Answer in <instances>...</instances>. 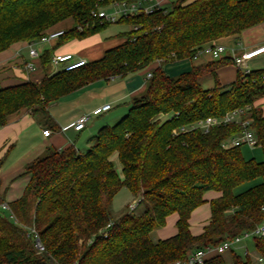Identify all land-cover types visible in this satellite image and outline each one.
Listing matches in <instances>:
<instances>
[{"label": "trees", "instance_id": "16d2710c", "mask_svg": "<svg viewBox=\"0 0 264 264\" xmlns=\"http://www.w3.org/2000/svg\"><path fill=\"white\" fill-rule=\"evenodd\" d=\"M100 1L0 0V53L15 43L38 41L61 23L70 24L42 51L33 73L40 75L38 81L0 88V128L11 116L26 112L55 132L48 112L51 104L89 84L123 80L158 64L149 69L144 91L130 100L127 114L112 127L99 128L83 152L49 148L26 166L30 180L23 197L8 205L9 213L2 211L7 218L0 216V264H173L264 224V159L246 160L242 146L222 148L224 141L242 133L241 124L220 125L207 134L179 132L207 118L241 111L240 120L251 122L256 147L264 155V114L259 105L264 99V69L246 75L238 71L227 87L220 86L215 70L233 65L230 57L177 76L162 69L264 23V0H176L148 15L122 18L115 24L131 28L123 43L84 67L51 74V58L58 49L110 25L93 17L97 9L134 0ZM205 76L215 79L213 89L200 86ZM255 180L259 184L235 194V189ZM122 188L143 212H128L113 221L112 200ZM209 191L220 197L209 202L210 220L203 232L192 236L191 213ZM174 214L176 234L153 243L151 232L164 227ZM36 239L43 251L37 249ZM254 247L264 258V240L254 239ZM231 262L252 264L247 255L241 259L231 254ZM205 264L224 261L215 256Z\"/></svg>", "mask_w": 264, "mask_h": 264}, {"label": "crops", "instance_id": "0c3cea01", "mask_svg": "<svg viewBox=\"0 0 264 264\" xmlns=\"http://www.w3.org/2000/svg\"><path fill=\"white\" fill-rule=\"evenodd\" d=\"M150 2H158L162 5L163 8H166L172 2H174V0H172L170 3H166L164 0H150ZM69 26L70 24L68 25V23L64 25L61 23L57 25L54 30H64V28L66 29ZM214 45H222L226 48L227 51L222 56V58H232L233 55L238 56L248 51L259 50L258 52H260L261 54L247 64L248 66L250 63H253L252 67L258 68V61H262V63L264 64V23L243 31L239 36L220 39L216 41ZM36 48L39 53H42V51L46 47L44 48V46L38 45L36 46ZM104 52L101 53L100 58L103 56ZM56 54H70L72 55L73 59H78L80 57L82 59H85L79 54H74L73 51L70 50L69 43L58 49ZM99 59L93 61H97ZM27 60L28 43L25 42L15 43L11 45L7 50L0 53V88L17 85L26 81H38L40 79L39 74H33L34 72L29 74L24 71L23 66L27 62ZM210 62L211 60L208 57L200 56L197 59H188L167 64L162 69L169 76H177L181 73L190 71L194 67L203 66ZM156 67H158L157 63L151 65L150 68L139 71L136 74L126 77L123 80L119 79L121 81V83H119L120 85L117 88V93H119V95L114 98L112 102L119 103L128 101L130 103V100L133 97L138 96L144 91L148 69H155ZM237 72L238 71L235 69V67L230 63L222 65L218 69H216L215 76L220 86L227 87L236 80ZM199 84L204 90H211L215 86V79L212 76H205L199 81ZM86 87H88V85L84 88ZM83 89L62 98L49 106L48 112L55 125L57 126V130L55 132H51L48 137H44L42 134V132L46 128L41 127L37 120L31 117L26 112H21L17 115L11 116L7 124L4 127L0 128V208L1 205H6L8 207V205L20 200L23 197L30 180L29 176L25 174L26 166L29 163L41 157L49 148L56 151H62L69 147H74L75 144L74 141L71 140V137H82L81 134L87 128H89V122L80 132H74L72 129L62 131L63 128L74 123L79 116L87 114L93 109L109 103L106 100L103 102L101 101V103L99 102L96 106H93V108H91L92 110L87 109L85 110V112L82 111L81 114H71V116L65 118V116L71 113L72 109H67L69 107L66 105L67 108H65V106L62 104H70V100H72V98H75L74 96L80 94ZM259 105H261L264 114V99L259 102ZM55 108H57L56 111H54ZM89 139L90 138L86 140L87 147L90 146ZM246 148H248L249 150H255V148L259 147ZM263 159L264 155L262 152V160H260L259 162L263 161ZM259 182L256 183L259 184ZM256 185L257 184H247L245 186L243 185V187L241 186L235 189L234 192L235 194H240ZM219 197L220 193L217 192L209 191L204 193V203L191 213L189 219V231L192 236H199L203 232V228L209 223L210 220L209 202ZM1 209V212L7 211V213H9L7 209ZM176 221L177 216L175 214L169 216L165 221L164 227L151 232L150 239L152 234L155 237L153 239L156 242L173 237L177 232L175 227ZM254 250L257 252L255 247ZM244 251L245 255L248 256L251 263L253 264V260L247 252V247H244ZM257 254L258 255H255L257 258L256 260L261 261V259H259L260 255L258 252ZM222 255H217L212 251L208 253L207 257L208 259H210L215 256H221L224 264H226V262H228V264H232L231 255H227V253L225 254L226 257Z\"/></svg>", "mask_w": 264, "mask_h": 264}, {"label": "built area", "instance_id": "2783aa9c", "mask_svg": "<svg viewBox=\"0 0 264 264\" xmlns=\"http://www.w3.org/2000/svg\"><path fill=\"white\" fill-rule=\"evenodd\" d=\"M166 3H170L172 0H164ZM98 2H101L98 0ZM164 9L162 5L158 2L151 3L150 0H134L133 2H113L107 7H103L101 9H97L96 12L93 13V17L100 21L101 23H109L114 24L122 18H126L129 16H135L138 14H145L148 15L153 13L154 11ZM81 31V28H77ZM65 33V30H57L53 32H49L46 35L42 36L38 41H35L31 44H28V60L24 64L23 69L26 73H33L36 69V62L38 61L41 53L38 52L36 46L38 45H54L55 42L58 40ZM226 48L222 45H206L196 51L192 59H197L200 56L208 57L210 60L216 61L220 59L225 53ZM259 50L248 51L242 53L238 56H232L233 66L237 71L246 75L250 71L247 69V64L258 57L261 53L258 52ZM87 64L85 59H73L72 55L70 54H55L51 58V67L54 70V73L57 72H71L73 70L79 69L84 67ZM60 68V69H59ZM150 74L147 75L146 78H149ZM111 110V106L109 104L101 105L90 111L87 114H83L77 118V120L70 124L69 126L62 129V131H66L67 129H72L74 132L82 131L86 124L89 122L91 117H97L101 114H105ZM241 111H233L227 113L222 118H207L203 121H200L194 125H191L187 128L180 129L179 132L184 133L187 131L192 130H199L201 134H207L211 128L220 126V125H227L230 123H240L243 131L240 135L233 136L228 140L222 143L223 149H228L237 146H246V147H256L257 141L254 136V133L251 129H249L250 121H241L240 120ZM51 132L48 130H44L42 132L44 137H48ZM136 202H131L128 205L129 212H132L136 207ZM2 209H8L6 205H1ZM111 227L108 224L103 233L102 237H106L107 231ZM261 239L264 240V224L256 227L250 231H244L239 236H236L233 239H228L222 242L219 246L213 249H206V250H197L190 253L187 258L183 261H176L173 264H205L208 257L209 252H214L217 255H222L225 252L229 251L230 248L240 243L242 240L246 239ZM36 247L39 251H43L40 243L36 239Z\"/></svg>", "mask_w": 264, "mask_h": 264}, {"label": "rangeland", "instance_id": "374dc122", "mask_svg": "<svg viewBox=\"0 0 264 264\" xmlns=\"http://www.w3.org/2000/svg\"><path fill=\"white\" fill-rule=\"evenodd\" d=\"M176 1V0H174ZM131 28L127 25L123 24H110L106 29L99 32L95 36L85 38L83 40L77 41H71L69 43L70 50L73 51L74 54H79L80 56H83L85 60L93 61L100 58V55L105 50H108L110 48L116 47L117 45L123 43L125 41V33L129 32ZM45 47H48V45H42ZM81 59V57H80ZM260 60V59H259ZM253 63H250L247 66L248 71H254V70H260L264 69V64L262 61H258L259 67L254 68L252 67ZM60 69V68H59ZM149 71V69H148ZM51 74H55L53 68L50 69ZM121 81L119 79L116 80H110V81H98L92 84H89L88 87L84 88L80 94L74 96L75 98H72L70 100V104H62L66 107V105L69 107L67 109H72L71 113L68 116H71V114H81L82 111L85 112V110H92L93 106H96L97 103H101V101H107L111 106V111H109L106 114H101L97 117H91L88 123L89 128H87L78 138L71 137V140L74 141V148L78 152H82L87 147L86 140L88 138H91L96 134L99 128L101 127H112V125L118 121L120 118L125 116L128 112L129 102L123 101L119 103L112 102L114 98H116L119 93H117V88L120 85ZM74 107V108H73ZM57 108L54 109L56 111ZM77 139V140H75ZM240 152L242 156L247 160H255L259 162L262 160V151L259 148H255V150H249L248 148L242 146L240 148ZM112 160L114 161V168L116 172L121 176V170L120 165L116 161L115 156L112 157ZM256 182H259V180H255L253 182H249L244 184H258ZM243 187V185H242ZM137 200L132 199L131 194L125 189L122 188L117 192V194L114 196L112 200L111 210H112V219L113 221H118L120 217H122L124 214L128 213V205L131 202H136ZM143 212V206L137 205L135 209L130 212L132 215L138 216ZM0 216L3 218H7L6 212L0 211ZM155 238L152 234L151 240L153 243L156 241L153 239ZM254 239L249 238L246 240H242L237 245L230 248L229 251L225 252L222 256L226 257L227 255L234 254L241 259L245 258V251L244 247H247V252L249 256H251V259L253 260V264H263L264 260L261 256H259L261 261H257L256 256L258 255L257 252L254 250L253 246ZM255 253V254H253ZM255 256V257H254ZM228 264V262H226Z\"/></svg>", "mask_w": 264, "mask_h": 264}, {"label": "water", "instance_id": "95a60500", "mask_svg": "<svg viewBox=\"0 0 264 264\" xmlns=\"http://www.w3.org/2000/svg\"><path fill=\"white\" fill-rule=\"evenodd\" d=\"M38 241V240H37Z\"/></svg>", "mask_w": 264, "mask_h": 264}]
</instances>
